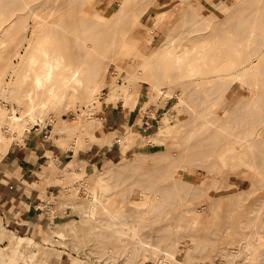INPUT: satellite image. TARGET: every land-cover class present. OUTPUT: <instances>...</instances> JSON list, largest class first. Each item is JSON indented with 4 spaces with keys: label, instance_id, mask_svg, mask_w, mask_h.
<instances>
[{
    "label": "rangeland",
    "instance_id": "374dc122",
    "mask_svg": "<svg viewBox=\"0 0 264 264\" xmlns=\"http://www.w3.org/2000/svg\"><path fill=\"white\" fill-rule=\"evenodd\" d=\"M178 1H131L123 23L125 30L137 15L131 28L123 33L119 27L114 33L113 24L108 25L114 29L100 36L101 47L113 45V54L99 92L93 98L67 95L28 117L26 124L10 116L12 107L17 115L25 109L13 98L32 82L12 69L18 30L0 34V144H6L0 153V213L9 202L27 200L43 216L37 230L38 215L30 207L28 218L19 220L15 230L0 215V264H154L159 255L162 264H264V50L248 71L234 72L249 49L258 44L264 49V0H249L240 9L229 6L241 0H188V7L198 12L193 15L179 12ZM82 2V11L100 10L103 15L118 5V0ZM64 11L41 17L58 19ZM73 18L64 14L61 31L76 35L75 41L87 37L92 42L97 32L86 23H73ZM165 44L170 52L163 57L158 50ZM111 79L118 92L124 88L137 98L131 109H124L121 97L105 102ZM182 91L186 97L180 102ZM86 105L101 117L95 130L88 128L80 139L69 132L53 133L59 119L71 124ZM119 110L132 115L122 123L128 138L112 132L118 125L106 120ZM252 138L257 141L251 143ZM18 145H24L29 159L10 164L12 148ZM104 168L106 172L98 173ZM156 169L159 175L152 178L171 185V200L157 208L155 222L144 229L153 235L163 227L161 247L168 243L167 252L154 255L145 249L148 258L142 262L141 252L131 260L123 252L110 262L98 260L88 250L99 228L90 221L98 212L89 202L94 195L116 196V213L124 214L131 204L127 191L141 186L125 175L142 178ZM193 207L201 209L199 226L189 223ZM108 220L109 215L102 221ZM45 221L47 228L58 229L54 238L41 228ZM23 224L32 228L24 230ZM11 230L29 245L11 246L16 238L9 245ZM249 231L248 246L238 251L235 238ZM193 237L198 245L186 251Z\"/></svg>",
    "mask_w": 264,
    "mask_h": 264
},
{
    "label": "bare ground",
    "instance_id": "6f19581e",
    "mask_svg": "<svg viewBox=\"0 0 264 264\" xmlns=\"http://www.w3.org/2000/svg\"><path fill=\"white\" fill-rule=\"evenodd\" d=\"M58 1L59 0H0L1 37L12 28L18 30L17 41H19V44H17V48L12 55V58L16 60L13 62L14 65H12V69L26 77V79L28 77L32 79L31 84L26 86L21 92L16 93L13 98V101H16L18 105H26L25 109L20 110L19 115H17L15 108H11L10 116L12 119L17 121L20 120L23 124H26L28 117H30V119L33 118L35 113H39L48 105H57V100L67 95H71L77 99L82 97L93 98L106 81L113 54V45L110 46L109 44H105L101 47L103 43L101 44L100 36L104 33H108L114 28L115 33L119 27H122L121 32L125 33L137 19V15L133 19H130V25L125 28L126 31L124 30L123 23H125L124 21L128 18V8L133 0H118V5L109 15H103L100 10L91 12H87L86 10L82 11V0H62L61 4ZM248 1L249 0L237 1L229 7L240 9ZM188 3V0L178 1L177 8L179 12H185L190 15L198 13L194 12V9L188 7ZM60 8L62 11L66 10L58 19L55 17L53 20H46L44 17H41L43 14H50ZM66 13L74 16L72 19L73 23L77 25L86 23L93 28V31L97 32L95 39L89 42L87 37H84L80 41H75L77 38L76 35L61 31L59 25L62 24L63 20L60 19L63 18ZM88 13H90L89 16L87 15ZM85 18H89L90 20ZM108 25H112L114 28ZM48 40H51V44L47 43ZM124 41L123 39L120 45H124ZM100 48H103V50H100ZM263 50V46L260 44L249 49L247 53L239 59L237 68L234 72L239 75L248 71V69L253 67L255 57L259 56ZM158 52L156 53L164 57L170 52V49L165 44L162 45V49L158 50ZM140 55L144 56L146 54L140 53ZM159 55L157 56L159 57ZM189 74L190 72L185 74V76L187 77ZM107 87L108 91L105 98L107 104H111V101L121 97L124 109L128 110L131 109L133 103L137 101V98L130 95L124 88H122L121 92H118L114 79L107 82ZM239 95V92L233 95V100L229 106L236 103V97ZM185 97V92L182 91L179 101L183 102ZM91 109L92 107H87V105L86 107H82L80 114L71 124L70 122H66L65 119H59V121L53 125V133L69 132L73 133L77 139H80L81 136L87 133L88 128L95 130V127L101 124L102 120L100 116L91 112ZM125 126L126 124H120L112 132H115V134L121 138H128V135L125 133L126 131H124ZM179 126L180 125H178V128H180ZM252 139L251 143L257 141L255 138ZM5 146L6 144H4V142L0 144V153L1 150H5ZM107 169L108 168H104L98 171V173H104ZM156 171L157 169L149 171L142 178H138L136 173L125 175L127 178L133 176L135 182L141 186L136 189L130 188L127 191V195L131 199V204H129L124 214L118 215L116 213L118 210V198L116 196L111 197V199H101L98 195H94V199L92 198L91 202H89L88 206L98 212V215L92 217L90 221L93 223L92 226H98L99 228L94 234L96 239L95 244L89 245L88 250L93 251L98 260L110 262L114 260L117 254L122 252L124 254V259L128 258L131 260L133 255L141 252L140 257L142 260L140 259V261L142 262L148 258L147 253L144 251L145 249L152 251L154 255L159 251H163L164 253L167 252V249L164 247L168 243H166L163 248L161 247V241H163L166 230L160 227L155 234L151 235V233L146 232V229H144V226H150L152 222H155L154 219L159 212L157 208L160 205L167 204L171 200L169 197V192L171 191L169 186L171 185H161L155 182L152 177L159 175ZM210 178L211 177H209V179ZM152 185L153 188L147 193L146 188ZM200 210V207L191 208L188 216L190 224L196 226L202 224ZM87 212H89V210H86V213ZM107 215H109V220L107 223H104L102 220ZM180 217L179 215L178 219H180ZM47 225L48 221H45L41 228H47ZM192 225L190 226L192 227ZM22 226H24V230L32 228L27 224H23ZM53 228L54 226H48L46 229L50 234V238H54L56 235L53 233L58 230H53ZM195 233L193 232L194 235ZM249 233L250 231L245 233L239 240L238 237L235 238L234 242L237 241L235 245L238 251H244L248 246ZM9 235V245L14 241L13 238H16V241L11 246H15L16 248L20 246L19 248H23L29 245V241H25V237L19 236L15 230H11ZM198 235L199 234H196L197 240H199L200 237V235ZM196 239L193 237L192 240H194L195 245L193 244V246L186 248V251L193 250L197 247L198 243L196 245ZM221 250L219 251L221 252ZM222 252L224 253V251ZM161 261V256L159 255L156 257L154 264H162ZM176 261L182 263L179 259Z\"/></svg>",
    "mask_w": 264,
    "mask_h": 264
},
{
    "label": "crops",
    "instance_id": "0c3cea01",
    "mask_svg": "<svg viewBox=\"0 0 264 264\" xmlns=\"http://www.w3.org/2000/svg\"><path fill=\"white\" fill-rule=\"evenodd\" d=\"M150 29H153V25H151ZM131 119H132V115L130 114V112L123 110L112 112L110 117L108 119L106 118L107 122L113 125L114 124L120 125L122 123H126L130 121ZM110 149L108 150L110 151ZM27 159H29V156L27 155V149L24 147V145L23 146L18 145L15 148H12V152L8 160L10 164H14L16 162L19 163L20 161H25ZM11 197L13 198L16 196L11 195ZM8 204L9 205H5L3 207L4 211L0 213V215L2 216L3 224L6 227L16 230L19 227V220H26L29 214L31 213L30 207H32L35 209V212L38 215V219L34 223L35 224L34 228L38 230V227L41 224V220L43 218L42 212L38 211L39 208H36V206L33 207L32 204L29 203L27 200H18L17 203L13 204L12 202L11 203L9 202Z\"/></svg>",
    "mask_w": 264,
    "mask_h": 264
}]
</instances>
